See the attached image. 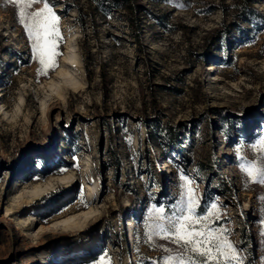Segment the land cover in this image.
Masks as SVG:
<instances>
[{
	"label": "rangeland",
	"instance_id": "1",
	"mask_svg": "<svg viewBox=\"0 0 264 264\" xmlns=\"http://www.w3.org/2000/svg\"><path fill=\"white\" fill-rule=\"evenodd\" d=\"M50 5L60 55L40 74L15 5L0 0V264H153L164 253L145 221L153 205L171 211L183 175L198 213L218 203L244 264H264V185L245 187L240 168L264 165V19L245 15L264 14V0ZM67 46L74 90L59 75ZM85 210L96 213L59 223Z\"/></svg>",
	"mask_w": 264,
	"mask_h": 264
},
{
	"label": "snow or ice",
	"instance_id": "2",
	"mask_svg": "<svg viewBox=\"0 0 264 264\" xmlns=\"http://www.w3.org/2000/svg\"><path fill=\"white\" fill-rule=\"evenodd\" d=\"M6 2L15 5L18 21L31 42L33 59L39 62L38 71L47 74L48 70L57 66L56 58L60 55V17L50 5V0H43V7L35 10L31 9L40 0ZM254 147L264 157V140ZM240 168L246 174L245 187L249 183L264 185V165L249 160L241 164ZM180 179L183 183L179 184V199L171 205V211L163 205H153L144 224L145 242L164 253L153 264H244L245 257L239 246L229 238L231 230L219 223L224 217L218 203L213 202L210 207L198 213L201 199L193 181L187 175ZM157 239L174 247L157 244ZM100 264L108 262L101 257Z\"/></svg>",
	"mask_w": 264,
	"mask_h": 264
},
{
	"label": "bare ground",
	"instance_id": "3",
	"mask_svg": "<svg viewBox=\"0 0 264 264\" xmlns=\"http://www.w3.org/2000/svg\"><path fill=\"white\" fill-rule=\"evenodd\" d=\"M76 55V53H73L71 51V48L70 46H67L66 48V52H65V56L62 60V63L64 65L65 68H67L66 70L65 69H61L60 72H59V75L60 76H64V77H71L74 81H71V82H68V85L64 86L65 89H78L79 88V82L75 80V77L73 76V73L69 70L70 67L72 68L73 66V69H77V71H79L80 69V65H79V62L76 58L73 59V57ZM46 189L45 188H42V187H39L37 188L34 192H33V195L35 196V198L39 197L41 194H43V192L45 191ZM92 196V191H90V194H89V197ZM96 213L95 210H85L82 214H78V215H74L72 217H69L65 220H62L60 221L59 223L63 226H69L68 224H70V221L71 220H76V219H83L81 221V223L84 221H88L90 218L93 217V215ZM79 223V224H81ZM80 228V225L78 226ZM77 227V228H78ZM135 259H136V255H134Z\"/></svg>",
	"mask_w": 264,
	"mask_h": 264
},
{
	"label": "trees",
	"instance_id": "4",
	"mask_svg": "<svg viewBox=\"0 0 264 264\" xmlns=\"http://www.w3.org/2000/svg\"><path fill=\"white\" fill-rule=\"evenodd\" d=\"M106 1H108L109 4H111L112 6H116V7H119L121 5H125V3H126V0H106ZM246 10H247V12L245 14L246 17H251L252 19H260V18L264 19V14H262L261 12H258L255 8H252L249 6L246 8ZM245 19H247V18H245ZM225 121H226V128L224 130V135L226 136V138L228 140H233L235 135H234L232 128L230 126L231 124L228 120H225ZM170 138L174 139L173 133L171 134ZM208 162H209L208 165L210 166V168L214 169L215 161L208 160ZM200 165L203 167L204 164L201 163Z\"/></svg>",
	"mask_w": 264,
	"mask_h": 264
}]
</instances>
